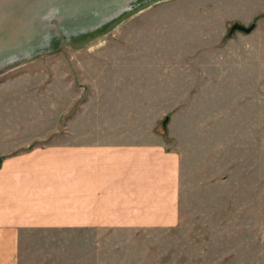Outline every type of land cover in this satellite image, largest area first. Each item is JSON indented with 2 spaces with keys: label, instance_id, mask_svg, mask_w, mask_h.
I'll list each match as a JSON object with an SVG mask.
<instances>
[{
  "label": "rangeland",
  "instance_id": "1",
  "mask_svg": "<svg viewBox=\"0 0 264 264\" xmlns=\"http://www.w3.org/2000/svg\"><path fill=\"white\" fill-rule=\"evenodd\" d=\"M151 77L189 86L143 116L183 154L178 222L31 230L20 264H264V0H0V148L66 143L94 87Z\"/></svg>",
  "mask_w": 264,
  "mask_h": 264
},
{
  "label": "crops",
  "instance_id": "2",
  "mask_svg": "<svg viewBox=\"0 0 264 264\" xmlns=\"http://www.w3.org/2000/svg\"><path fill=\"white\" fill-rule=\"evenodd\" d=\"M151 78L94 87L82 101V131L67 133L66 143L28 144L34 137L3 134L20 142L0 148V264H20V244L31 230L61 229L90 241L107 230L178 222L183 154L165 140L163 118L143 116L157 101L152 93L169 103L172 88L184 93L189 86ZM179 100L180 108L190 105Z\"/></svg>",
  "mask_w": 264,
  "mask_h": 264
},
{
  "label": "water",
  "instance_id": "3",
  "mask_svg": "<svg viewBox=\"0 0 264 264\" xmlns=\"http://www.w3.org/2000/svg\"><path fill=\"white\" fill-rule=\"evenodd\" d=\"M254 27V23H251L249 26H246V25H243L239 22H234L231 26H230V30H233V29H240V30H243V31H250L252 28Z\"/></svg>",
  "mask_w": 264,
  "mask_h": 264
},
{
  "label": "bare ground",
  "instance_id": "4",
  "mask_svg": "<svg viewBox=\"0 0 264 264\" xmlns=\"http://www.w3.org/2000/svg\"><path fill=\"white\" fill-rule=\"evenodd\" d=\"M108 27V26H107ZM50 50V49H49ZM53 50V49H52Z\"/></svg>",
  "mask_w": 264,
  "mask_h": 264
}]
</instances>
